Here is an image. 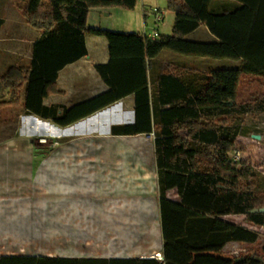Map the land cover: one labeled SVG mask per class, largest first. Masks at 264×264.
<instances>
[{
  "label": "trees",
  "instance_id": "1",
  "mask_svg": "<svg viewBox=\"0 0 264 264\" xmlns=\"http://www.w3.org/2000/svg\"><path fill=\"white\" fill-rule=\"evenodd\" d=\"M20 1L26 2L23 17L41 32V37L34 43L31 65L11 66L0 75V108L22 104L27 112L51 119L60 126L91 116L126 95L109 91L71 107L45 105L46 97L62 92L57 83L59 71L87 54V34H102L110 42L113 61L99 65L98 71L105 75L116 67L127 74L129 83L140 89L135 101L136 123L115 127L116 134L138 133L140 129L151 131L150 94L145 73L152 59L163 49L241 61L235 69L207 72L197 88L184 81L180 84L182 69L175 66L168 67L173 73L162 74L161 83L172 78L178 80L180 86L159 93L161 102L172 105L164 110L163 124L155 138L161 181L165 183L160 199L163 259H128L124 264H264V246L236 256L223 253V248L231 241L256 243L258 234L222 218L243 214L251 224L264 226V212H252L264 208L254 170L247 162L234 163L227 156L239 136L232 116L241 112H264V94L246 103H236L242 74L264 77V0H234L239 2L234 8L229 3H219L230 0H167L168 9L176 14L173 31L155 39L135 32L92 28L87 24L92 7L134 9L137 0ZM2 23L0 19V28ZM200 25H206L219 41L186 39L185 36ZM121 48L126 58L114 61V55ZM181 130L200 146L182 137ZM172 186L178 188L180 202L166 198V187ZM80 261L83 260L0 256V264H78Z\"/></svg>",
  "mask_w": 264,
  "mask_h": 264
},
{
  "label": "crops",
  "instance_id": "2",
  "mask_svg": "<svg viewBox=\"0 0 264 264\" xmlns=\"http://www.w3.org/2000/svg\"><path fill=\"white\" fill-rule=\"evenodd\" d=\"M223 2L233 8L239 6L234 0L219 1L222 5ZM138 3L139 0L133 10L92 7L87 24L114 32L140 33L152 39L157 38L150 36L153 32L169 35L164 27L168 25V16L172 19L171 27L174 25L176 14L167 10L161 0H142L140 6ZM25 6L26 2L20 0H0V8ZM158 13L162 14L161 20L157 19ZM0 19L3 25L7 23L3 16ZM18 26L34 38L22 35L23 38L17 39L20 47H2L3 51L0 47V60L25 61L27 64L22 66H29L41 32L31 29L26 20L13 25ZM185 37L197 42L219 41L206 25H200ZM85 43L87 54L59 71L57 83L62 92L46 97L45 105L71 107L109 91L126 95L91 116L67 126L58 125L60 145L48 152L36 149L33 137L26 131L0 139V256L83 260L78 264H124L128 259L163 256L160 199L165 183L161 181L155 138L163 124L164 110L172 105L161 102L159 93L180 86L172 78L161 83L162 74L173 73L168 67L175 66L182 69L180 84L184 81L197 88L207 72L235 69L241 63L163 49L145 73L151 131L116 134L115 127L136 123L135 101L140 89L129 83L127 74L116 67L105 75L98 71L99 65L113 61L105 36L87 34ZM118 52L114 61L124 60V50ZM11 66L19 65L8 68ZM239 88L240 82L236 101ZM148 132L154 134L153 139L148 138ZM179 134L200 146L184 130ZM165 195L169 200L181 201L176 186L166 187Z\"/></svg>",
  "mask_w": 264,
  "mask_h": 264
},
{
  "label": "rangeland",
  "instance_id": "3",
  "mask_svg": "<svg viewBox=\"0 0 264 264\" xmlns=\"http://www.w3.org/2000/svg\"><path fill=\"white\" fill-rule=\"evenodd\" d=\"M141 1L142 0H139V6ZM161 1L164 2L165 7L169 10L167 0ZM23 9L24 8H0V16H3L7 22L0 31L1 48L4 47L6 49L10 46L13 48L20 47L17 39L23 38L22 35L30 39L34 38V36L31 35L32 33H27L21 26H18V28L13 27L14 24L24 22L25 19L22 14ZM173 13L175 12L173 11ZM167 20L168 25L165 26L164 29L169 31L168 33L170 35L172 34L171 31H173L174 25L171 27L172 19H169V16ZM31 29L37 30L33 27H31ZM4 48H2V51ZM25 51L26 50H24V52ZM13 64L22 66L26 65L27 62L0 60V75H3L8 66ZM240 80V88L236 101L237 104L249 102L254 96L264 94V77L243 75ZM36 120L40 121V123L36 124ZM232 120L239 131V136L233 151L242 152L240 161L247 162L254 170L257 180L256 188L259 195L264 198V112H241V114L232 116ZM59 129L60 127L58 124L54 123L52 120L48 121L42 117H35L33 114L27 112L22 104L20 106L0 108V139L9 137L18 131H26L33 137V144L36 149L45 153L60 145L61 139L58 135ZM255 136L259 137L256 138ZM148 138L153 139L152 137ZM213 158L217 160L215 155ZM222 218L249 228L258 234L256 243L239 241L227 243L223 248L224 254L236 256L251 251L252 249H260L264 246V226L251 224L243 214L225 215L222 216Z\"/></svg>",
  "mask_w": 264,
  "mask_h": 264
},
{
  "label": "built area",
  "instance_id": "4",
  "mask_svg": "<svg viewBox=\"0 0 264 264\" xmlns=\"http://www.w3.org/2000/svg\"><path fill=\"white\" fill-rule=\"evenodd\" d=\"M157 19H158V20H161V19H162V14H161V13H158V14H157ZM150 36H151V37H158V36H159V33H158V32H153ZM148 136L154 138V134H153V133H149ZM241 153H242V152H240V151H236V150L233 151V150H231V151H229V152L227 153V156H228V158H229L231 161H233V162H238V161H240V159H241ZM158 257H159V259H161V260L163 259V257H162L161 255H158Z\"/></svg>",
  "mask_w": 264,
  "mask_h": 264
},
{
  "label": "water",
  "instance_id": "5",
  "mask_svg": "<svg viewBox=\"0 0 264 264\" xmlns=\"http://www.w3.org/2000/svg\"><path fill=\"white\" fill-rule=\"evenodd\" d=\"M259 136H257L256 138H258ZM258 211H261V212H264V208H261V209H253L252 212H258Z\"/></svg>",
  "mask_w": 264,
  "mask_h": 264
}]
</instances>
